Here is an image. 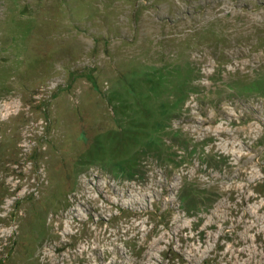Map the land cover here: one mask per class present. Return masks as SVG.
Returning <instances> with one entry per match:
<instances>
[{
	"label": "rangeland",
	"instance_id": "374dc122",
	"mask_svg": "<svg viewBox=\"0 0 264 264\" xmlns=\"http://www.w3.org/2000/svg\"><path fill=\"white\" fill-rule=\"evenodd\" d=\"M0 264H264V0H0Z\"/></svg>",
	"mask_w": 264,
	"mask_h": 264
}]
</instances>
